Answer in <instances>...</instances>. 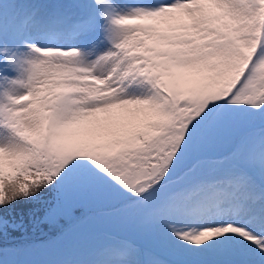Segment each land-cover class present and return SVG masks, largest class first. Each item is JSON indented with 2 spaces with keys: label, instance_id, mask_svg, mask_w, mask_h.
<instances>
[{
  "label": "snow or ice",
  "instance_id": "obj_1",
  "mask_svg": "<svg viewBox=\"0 0 264 264\" xmlns=\"http://www.w3.org/2000/svg\"><path fill=\"white\" fill-rule=\"evenodd\" d=\"M53 243L264 264V0H0V264Z\"/></svg>",
  "mask_w": 264,
  "mask_h": 264
},
{
  "label": "trees",
  "instance_id": "obj_2",
  "mask_svg": "<svg viewBox=\"0 0 264 264\" xmlns=\"http://www.w3.org/2000/svg\"><path fill=\"white\" fill-rule=\"evenodd\" d=\"M29 207H30L29 205H25V204L18 205V209L22 210V211H27V209ZM41 227L43 229L42 231H37V232H34V233L30 232L29 234H33V235L37 236L35 238L43 237V236H38V235H44L45 234L46 236H51V235L54 234L49 225H42ZM54 247H55L56 250L61 252L60 245H54Z\"/></svg>",
  "mask_w": 264,
  "mask_h": 264
},
{
  "label": "rangeland",
  "instance_id": "obj_3",
  "mask_svg": "<svg viewBox=\"0 0 264 264\" xmlns=\"http://www.w3.org/2000/svg\"><path fill=\"white\" fill-rule=\"evenodd\" d=\"M44 234V233H43ZM30 238H34L35 235L29 234ZM55 259H58L57 256H54V254L46 248L42 250V259L40 261L43 262V264H52V262H55Z\"/></svg>",
  "mask_w": 264,
  "mask_h": 264
}]
</instances>
